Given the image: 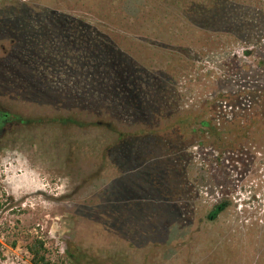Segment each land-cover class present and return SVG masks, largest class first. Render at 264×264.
<instances>
[{"label": "rangeland", "instance_id": "obj_1", "mask_svg": "<svg viewBox=\"0 0 264 264\" xmlns=\"http://www.w3.org/2000/svg\"><path fill=\"white\" fill-rule=\"evenodd\" d=\"M142 4L0 0V110L15 114L0 130V264H31L36 238L51 264H264V0H239V26L215 34L177 27L171 45L141 38ZM203 107L249 130L217 149L176 129L120 141L18 121L79 113L131 131Z\"/></svg>", "mask_w": 264, "mask_h": 264}, {"label": "trees", "instance_id": "obj_2", "mask_svg": "<svg viewBox=\"0 0 264 264\" xmlns=\"http://www.w3.org/2000/svg\"><path fill=\"white\" fill-rule=\"evenodd\" d=\"M142 1L143 8L151 6L153 12L145 14L146 16H144V14L140 12L142 10H140L137 14L131 15V18H133L139 26L143 24V27H139L141 38L149 36V34H158L157 36H152L155 45L167 42L171 45L174 40L173 37L177 35H173L172 31L173 29H177V27H184L188 32H191V27H200L209 33L215 34L216 27L239 26V0ZM179 38L184 39L185 35L182 33L179 35ZM157 54L158 53H154V60L159 62ZM132 78V76L121 77V82L134 84L136 78H134V80ZM136 81L139 83L138 79ZM109 90L110 89L108 88V91ZM120 104L116 103V106H119ZM209 112L210 110L207 107L195 111H186L183 114L177 115L161 127L152 128L143 126L131 131L119 127L118 124L111 119L98 117L89 120L81 118L79 113H71L66 116L60 115L52 118L38 117L34 119H23L19 116L18 121L28 125L53 122L66 127L78 128L80 130L102 129L115 135L120 141H124L128 138L142 139L151 136L156 137L176 129L187 139L190 136H195L197 139L203 138L205 141L200 144L204 145L210 142V146L217 149L234 148L236 144L239 143V138L242 136V133L246 134V131L249 130L248 128H245L246 130L243 131L241 126L236 124L235 121L227 122L225 125L217 124L213 121L216 117L211 113L209 114ZM7 114L15 115L0 110V118L2 117L3 125L7 121L12 120L6 119ZM232 136L234 138L231 139ZM107 157L108 151H104L103 155H101L103 164ZM230 204L231 201L227 200L214 204L206 218L209 221L214 222L224 211H226ZM27 250L31 255V264H51V259L48 256L45 242L42 239H34L32 243L27 245ZM67 252L69 256L73 258L76 257V249L73 246L68 245Z\"/></svg>", "mask_w": 264, "mask_h": 264}, {"label": "flooded vegetation", "instance_id": "obj_3", "mask_svg": "<svg viewBox=\"0 0 264 264\" xmlns=\"http://www.w3.org/2000/svg\"><path fill=\"white\" fill-rule=\"evenodd\" d=\"M3 121H2V117L0 118V129L2 128V125H3V123H2Z\"/></svg>", "mask_w": 264, "mask_h": 264}]
</instances>
